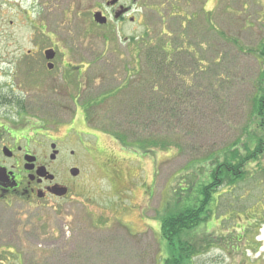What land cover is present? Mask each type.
<instances>
[{
  "label": "rangeland",
  "instance_id": "rangeland-1",
  "mask_svg": "<svg viewBox=\"0 0 264 264\" xmlns=\"http://www.w3.org/2000/svg\"><path fill=\"white\" fill-rule=\"evenodd\" d=\"M143 3V33H134L129 23L123 33H115L113 28L94 26L82 0L79 5L0 0V96H15L30 106L37 101V87L51 93L59 89L63 98L57 116L50 120L28 115L24 122L42 125L39 137L50 135L61 140L63 148L85 154L89 175L81 194L60 207L17 203L8 208L0 202V264H166L167 251L175 256L174 264H264V155L259 163L249 164L244 182L216 191L215 218L196 231L197 241L203 243L199 242V255L183 260L180 252L167 246L161 230L170 207L182 204L185 195H197L194 183L215 166L212 152L222 160V148H232L251 133L246 134L253 123L250 99L264 69L259 57L264 48V0ZM134 36L142 38L136 49L126 41ZM161 44H167L164 49L179 71L194 72L188 74L187 83L177 81L180 87L185 82V120L173 127L153 124L147 130L139 120L131 129L125 117L145 97L142 85L152 77L145 60L148 52L154 51L153 58L160 53ZM49 48L69 54L65 62L61 53L60 62L85 64L84 70L80 74L59 64L53 77L31 70ZM197 48L199 61L193 63L187 53ZM29 49L37 52L27 56ZM132 52L137 53L140 73L136 100L130 101L129 93L100 103L90 110L88 123L81 104L119 86L128 75L125 66H132ZM164 76L155 75L157 91ZM79 83L85 98L78 96ZM190 105L194 108L189 111ZM5 109L17 110L15 105ZM140 115L148 118L152 112L141 110ZM15 119L20 117L16 114ZM188 121L195 129L188 127ZM94 122L98 128L91 125ZM118 128L127 134H158L171 143L168 149L145 152L125 147L101 130ZM86 146L97 161L93 171Z\"/></svg>",
  "mask_w": 264,
  "mask_h": 264
},
{
  "label": "trees",
  "instance_id": "trees-1",
  "mask_svg": "<svg viewBox=\"0 0 264 264\" xmlns=\"http://www.w3.org/2000/svg\"><path fill=\"white\" fill-rule=\"evenodd\" d=\"M131 41L132 44L130 46L134 47V49L138 48L139 43L136 41V37H132ZM167 44H161L162 47L159 50L162 53H158L154 58V51L148 52L145 64L147 63L146 65L151 68L148 72H150L152 77L145 79L142 85L145 89V97L140 103L135 102L129 110L130 113L128 112V115L125 117L131 129L137 126L139 120L142 121L143 130L152 128L153 124L173 127L175 125L174 122L181 123L185 120L186 104L182 100L185 82L184 86L180 87L177 81H186L188 74H193L194 72L182 73L176 68L174 61L169 57L170 51L164 49V46ZM199 52L200 49L197 48L196 52L187 53L189 58L193 60V63L199 61L197 55ZM136 56L137 53L132 52L129 60L132 68H130L129 64H127L129 68L125 66L128 75L127 77H123V81L119 83V86L108 92L104 91L99 95L89 97L84 103L89 122L91 121V117L89 116L90 110H94L100 103L105 104L106 101H111V99L116 101L118 98L120 99L129 93H132L130 101L131 99L136 100V96L133 95L137 93L138 77H140ZM259 57L264 59V48ZM137 73L138 75L136 76ZM159 73L161 75L165 74V76L163 77L164 80L159 83L160 90L157 91L155 89V87H158L156 86L157 77L155 78V75L158 76ZM153 80L155 83L153 82L150 85L148 82ZM192 108L194 107L190 105L189 111ZM249 108V116L253 122L250 130L249 127L246 130L247 135L251 132L249 137L247 136L248 138L245 141L238 139L232 148H222L221 153H219L223 155L222 160L218 159V154L214 155L212 152L213 157H217L215 161L213 159L215 166L210 175L207 174V176L205 175L206 178L194 183V185H197V195H185L182 204L181 201H178V206L170 207L162 218L161 230L164 239L168 243L167 246L173 249V251L180 252L179 254H181L183 260L187 257L192 258L200 254V248L202 247L200 243H203L197 241L196 231L202 223L207 222L210 218H215L212 206L216 200L214 195L219 187L225 184L236 185L244 182L248 176L247 167L249 164L251 162L259 163L261 156L264 155V69L260 72L255 84V91L251 96ZM141 110L152 112V116L148 118L141 117ZM92 114L94 115V113ZM187 125L195 129L192 121H188ZM126 129L128 130V128ZM102 130L111 134L123 146L145 152L168 149L171 143L167 137L163 138L158 134H127L124 128H118V130L114 131L110 129ZM239 145L241 146L239 147ZM165 261L166 264H174L175 256L167 251Z\"/></svg>",
  "mask_w": 264,
  "mask_h": 264
},
{
  "label": "flooded vegetation",
  "instance_id": "flooded-vegetation-1",
  "mask_svg": "<svg viewBox=\"0 0 264 264\" xmlns=\"http://www.w3.org/2000/svg\"><path fill=\"white\" fill-rule=\"evenodd\" d=\"M62 1L79 5V0ZM82 1L89 6L86 7L88 8L87 17L93 19L94 26L113 28L115 33H123V26L129 23L133 26L134 33H143L141 18L144 14L143 0ZM97 13L107 18L106 24H100L95 20ZM113 30L111 33H114ZM104 37L106 38L105 35ZM131 39L132 37H127L126 41L131 42ZM136 41H142V38L139 39L136 37ZM50 49L55 52V57L52 60L46 57V51ZM36 52V49H29L25 55L29 56ZM64 52L62 51L61 53L64 55L63 60L66 62L69 54ZM61 53H58L55 48L45 49L43 51L44 58L40 65H34L32 68L36 69L31 70H39L42 72H40L41 75L53 77L59 71V64H61L65 69L71 67L72 69L70 70H78L81 74L85 64L73 65L70 62H60ZM102 53L103 51H101V54L99 53V58L102 57ZM50 65L52 66L50 67ZM39 66L40 69H37ZM87 84L91 86V81L88 80ZM79 87H81L80 83L78 84V96L85 98L84 91L80 90ZM36 93L37 101H33L30 106H25L23 101L18 97L10 95L0 96V202L8 208H11L17 203L34 205L47 203L48 205H57L60 207L74 199V195L81 194V191H83L82 188L85 187L89 180L86 168L87 161L84 158L85 154H82L77 149L63 148L62 141L50 135H45L46 137L44 136V138L39 137L37 134H40L43 126L34 127L24 122L25 119L23 118L28 115L34 118L38 116L39 118L52 120L50 117L57 116L58 111H60L61 105L58 102L63 98V95L59 89H55L51 93L50 89H46L45 91L44 86L43 89L37 87ZM89 97L81 104L84 112V103ZM37 104H44V106L40 107ZM12 105L16 106V112H11L6 109L2 110V108ZM16 114L20 119H15ZM83 114L86 115V112ZM53 122L56 123V121ZM88 123L90 122L88 121ZM58 124L52 126L58 128ZM20 126L22 128H19ZM85 148H87L86 153L89 151L92 154L91 160L93 163L91 165L94 167H91V170L93 171L97 163L92 153L93 149L87 146ZM53 155L54 157H52ZM109 169H112L111 166ZM63 189L67 190L66 194L56 192L57 190L61 191Z\"/></svg>",
  "mask_w": 264,
  "mask_h": 264
},
{
  "label": "water",
  "instance_id": "water-1",
  "mask_svg": "<svg viewBox=\"0 0 264 264\" xmlns=\"http://www.w3.org/2000/svg\"><path fill=\"white\" fill-rule=\"evenodd\" d=\"M95 19L99 22V23H106L107 22V19L106 17H102L100 13H97L96 16H95ZM46 57L47 59L49 60H52L54 57H55V52L54 50L50 49L48 51H46ZM52 65H50L51 67ZM54 157V155L52 156ZM30 160H32V158H30ZM74 174H77L76 172H73ZM56 192H58L59 194H66L67 190L66 189H63L61 191L57 190Z\"/></svg>",
  "mask_w": 264,
  "mask_h": 264
}]
</instances>
